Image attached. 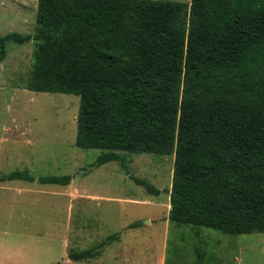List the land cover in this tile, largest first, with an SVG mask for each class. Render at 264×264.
Returning <instances> with one entry per match:
<instances>
[{
	"label": "trees",
	"instance_id": "obj_1",
	"mask_svg": "<svg viewBox=\"0 0 264 264\" xmlns=\"http://www.w3.org/2000/svg\"><path fill=\"white\" fill-rule=\"evenodd\" d=\"M28 41L25 88L79 96L75 144L103 150L90 167L173 155L170 221L264 233V0H37L34 32L0 36V62ZM13 179L34 180L0 175Z\"/></svg>",
	"mask_w": 264,
	"mask_h": 264
},
{
	"label": "rangeland",
	"instance_id": "obj_2",
	"mask_svg": "<svg viewBox=\"0 0 264 264\" xmlns=\"http://www.w3.org/2000/svg\"><path fill=\"white\" fill-rule=\"evenodd\" d=\"M36 8L37 0H0V36L32 34ZM34 48L8 42L0 62V175L34 178L0 181V264H264V233L168 219L173 155L121 151L123 163L90 167L103 150L75 144L79 96L25 88ZM60 175L70 183L38 181ZM86 249L94 257L69 259Z\"/></svg>",
	"mask_w": 264,
	"mask_h": 264
}]
</instances>
